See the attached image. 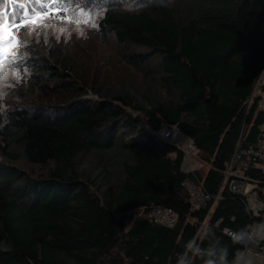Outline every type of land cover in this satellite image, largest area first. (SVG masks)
Wrapping results in <instances>:
<instances>
[{"label": "trees", "instance_id": "16d2710c", "mask_svg": "<svg viewBox=\"0 0 264 264\" xmlns=\"http://www.w3.org/2000/svg\"><path fill=\"white\" fill-rule=\"evenodd\" d=\"M83 1L102 4L99 32L123 60L100 63L107 75L84 66L86 47L23 59L19 97L0 102V264H220L224 248L235 264L241 245L223 229L251 218L223 180L264 124V0ZM165 124L194 139L191 172L152 132ZM191 177L220 192L198 234L212 201L191 210ZM158 206L174 226L155 222Z\"/></svg>", "mask_w": 264, "mask_h": 264}, {"label": "built area", "instance_id": "2783aa9c", "mask_svg": "<svg viewBox=\"0 0 264 264\" xmlns=\"http://www.w3.org/2000/svg\"><path fill=\"white\" fill-rule=\"evenodd\" d=\"M36 14L42 15L43 18L49 16L65 17L66 10L58 2L52 1L41 7L35 14L21 15L18 21L31 19ZM17 31L18 29L13 32V37H17ZM252 98L253 95L249 100V106ZM260 106L264 108V94L261 95ZM152 132L164 141L185 150L181 165L182 170L191 172L198 166L197 147L194 139L181 131L177 125L165 124L160 128L152 129ZM224 183L229 184L231 191L242 195L246 210L251 218L246 230L237 231L230 227L223 229L228 236L241 245L237 249L235 264H264V124L261 125L254 142L247 145L237 143L225 169ZM184 186L189 193L192 211L206 208L208 203L212 201L206 218L199 225L196 233L198 234L215 202L220 197V192L212 197L204 189L202 181L196 177L187 178ZM151 216L155 222L167 227L174 226L178 221L177 211L167 206L155 207Z\"/></svg>", "mask_w": 264, "mask_h": 264}, {"label": "rangeland", "instance_id": "374dc122", "mask_svg": "<svg viewBox=\"0 0 264 264\" xmlns=\"http://www.w3.org/2000/svg\"><path fill=\"white\" fill-rule=\"evenodd\" d=\"M48 1L51 0H0V50L4 49L10 42H15L17 45L18 40V36L13 37V41L7 39V33L3 29L5 19L7 18L8 22L11 23L14 14L17 18L24 15L25 12L27 15L35 14ZM54 1L67 10L65 17L49 16L50 18L38 21L35 26L32 24L27 25L21 32L22 43L13 48L11 54L5 55L0 51V70L5 63L14 62L7 67H3V73L0 76V102L10 103L17 100L19 96L15 94L14 90L24 83L21 78L24 75L21 72L24 66L23 59L32 55L39 56V54L45 53L49 46L66 52L71 51L73 48L77 52L86 47L89 49L87 53L90 56L84 66H89L88 69L101 66V70L107 75L116 68L113 65L111 67L107 65L105 68L102 66L104 65L103 62L109 61L112 64L118 62V65H120V60H123L122 53L118 52L115 37L110 34L105 38L99 32L98 22L104 11L102 4L93 1L89 4V7H84L82 6L83 0ZM68 1L71 3L70 5L66 4ZM125 5L126 3L122 4V6ZM9 8H12L11 14H8ZM19 12L21 14L18 16ZM24 27H21L20 30ZM97 63H102V65L96 67ZM262 85H264V79L260 82L258 80L254 95L264 94V86ZM90 93L89 97L96 98L94 93ZM136 115L139 116V113ZM20 165L23 166V164Z\"/></svg>", "mask_w": 264, "mask_h": 264}, {"label": "snow or ice", "instance_id": "6c2138e0", "mask_svg": "<svg viewBox=\"0 0 264 264\" xmlns=\"http://www.w3.org/2000/svg\"><path fill=\"white\" fill-rule=\"evenodd\" d=\"M24 15H27V13L25 12ZM41 19H43V16H37L35 15L34 17H32L31 19H20L18 21V18L16 16H13L11 18L12 22L9 23L7 18L5 19V23L3 25V29L4 31L7 33V39L9 41H13V32L20 27H24L27 26L29 24L32 25H37L38 21H40ZM17 45L15 42H10L8 45H6V47L0 51H2L5 55L11 54V50L13 48H15Z\"/></svg>", "mask_w": 264, "mask_h": 264}, {"label": "clouds", "instance_id": "9594fccd", "mask_svg": "<svg viewBox=\"0 0 264 264\" xmlns=\"http://www.w3.org/2000/svg\"><path fill=\"white\" fill-rule=\"evenodd\" d=\"M222 257H221V262L220 264H228V261H227V249L224 248L222 249ZM210 264H215V262H210Z\"/></svg>", "mask_w": 264, "mask_h": 264}]
</instances>
